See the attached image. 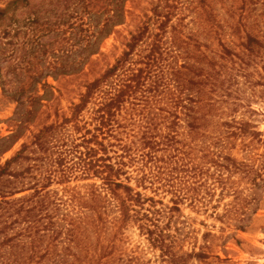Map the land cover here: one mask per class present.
Wrapping results in <instances>:
<instances>
[{
  "label": "trees",
  "instance_id": "trees-1",
  "mask_svg": "<svg viewBox=\"0 0 264 264\" xmlns=\"http://www.w3.org/2000/svg\"><path fill=\"white\" fill-rule=\"evenodd\" d=\"M214 1L151 0L150 9L133 13L122 6L124 0H112V16L91 43L96 46L105 32L107 37L120 34L117 28L128 25L127 13L135 14L138 23L123 35L121 54L102 72L97 69L106 56L101 48L81 57V89L66 91L74 94L69 115L56 110L57 118L0 167V180L6 175L16 180L0 181V264H140L138 257L129 256L126 231L130 228L144 240L136 247L158 251L168 264L227 261L213 255L209 239L218 238L213 233L204 234L199 252H185L177 227L184 217L182 205L196 213L204 209L202 191L194 188L193 181H207V175L215 181H231L240 170L237 159L221 157L210 146H227L228 139L249 133V126L234 118L239 105L233 102L228 118L216 120L219 138L210 145L196 141L206 134L208 104L218 105L203 97L208 76L198 36L216 34L221 58L238 57L241 51L237 53L217 31L220 28L226 37L230 28V36L240 39L239 46L251 57L264 49V12L251 26L250 6L260 0H241L239 5L235 4L239 0H225L232 3L223 25ZM186 12L196 15L191 20L202 28L200 33L186 31ZM239 12L236 26L230 20ZM203 13L206 20L200 17ZM169 33L170 46L162 49ZM190 50L199 56L195 59ZM92 56L96 57L89 62ZM193 68L199 71L191 75ZM230 83L235 84L236 78L231 77ZM58 93L65 95L61 89ZM31 147L34 155L27 157ZM197 148L202 153L199 163L192 159ZM22 159L33 163L11 172L10 166ZM214 167L217 171L212 173ZM35 170L40 174L34 175ZM30 176L34 181L25 187L28 183L23 180ZM18 181L24 186L16 187ZM26 191L32 193L16 197ZM63 235L66 245H60ZM7 247L17 249L10 254Z\"/></svg>",
  "mask_w": 264,
  "mask_h": 264
},
{
  "label": "rangeland",
  "instance_id": "rangeland-1",
  "mask_svg": "<svg viewBox=\"0 0 264 264\" xmlns=\"http://www.w3.org/2000/svg\"><path fill=\"white\" fill-rule=\"evenodd\" d=\"M150 1L124 0L122 6L125 10L140 13L143 8H151ZM240 2L235 4L239 5ZM230 3L225 0L214 1L219 14L218 21L223 25L229 20L226 9ZM112 7V0H0V167L21 149L23 143L29 142L43 125L57 118L56 110L69 115V101L74 94L66 91L81 89L78 75L81 57H89L101 48L106 56L101 58L97 69L102 72L107 64H112L121 54L123 35L138 23L135 14L127 13L125 21L131 25L118 27L120 34L107 37L105 32L99 36L96 46L92 47L91 43L98 37L100 28L111 18ZM250 10L247 22L254 26L264 12V0H260L257 6L251 4ZM186 15L185 21L189 23L186 31L200 33L202 28L191 20L196 15L187 12ZM200 17L202 20L207 19L205 13ZM239 18L240 12L230 22L237 26ZM155 27L152 25L153 30ZM217 31L222 33V40L232 45L237 53L241 51L239 54L244 59L239 54L238 57L222 59L217 35L199 34L208 76L203 97L207 103L215 101L218 105L212 107L208 104V115L203 121L206 134L196 141L210 145V141L219 138L216 135L219 133L215 129L216 120L223 122L228 118L232 111L228 108L233 107V102L239 105L234 118L246 123L249 133L243 138L228 139L227 146H210V150L216 151L221 157L237 159L240 170L232 175L231 181H215L214 177L208 175L207 181H193L194 188L202 191L200 195L205 201L204 209L196 213L186 204L182 205L184 217L177 227L183 234L181 244L185 252H199L204 244L205 233H213L218 237L209 239L213 255H219L227 261L221 263L211 260L210 264H264V49L249 57L239 46L240 39L230 36V28L226 30V37L220 28ZM166 38L162 49L170 46V33ZM231 41L234 43L231 44ZM190 52L195 55V59L199 56L193 50ZM95 57H90L89 62ZM178 64H182V59L178 60ZM197 71L199 69L193 68L191 75ZM231 77L236 78L235 84L230 83ZM47 84L50 86L47 87ZM58 89L65 91V95L58 93ZM199 149L192 155L196 163L202 157ZM31 151L32 147L27 151V157L34 155ZM32 163L28 159L19 160L10 166V171H21ZM41 164L43 166L44 162ZM47 166L48 163L45 164ZM220 170L224 175L227 174L224 168ZM211 171L214 173L217 170L214 167ZM34 173L39 175L40 170ZM32 179L30 176L23 180L28 183L25 187L34 181ZM0 181L16 180L6 175ZM23 181L16 182V187H23ZM201 182L204 186H200ZM57 187L53 186V189ZM234 191L236 194H233ZM31 193L26 191L16 197L29 196ZM147 194L151 193L147 191ZM218 215L223 217L218 219ZM15 217L9 218V221ZM60 219L57 224L59 227L64 225ZM25 224L18 223L17 227L21 228ZM14 233L15 230L9 231L8 235ZM126 235L129 239V256L138 257L140 264H168L159 258L158 251L136 247L140 244L143 246L144 240L134 228L127 229ZM66 238L62 236L60 245L68 243ZM6 249L11 254L17 248ZM190 264L200 263L193 260Z\"/></svg>",
  "mask_w": 264,
  "mask_h": 264
}]
</instances>
